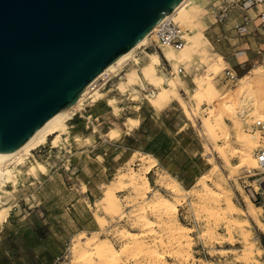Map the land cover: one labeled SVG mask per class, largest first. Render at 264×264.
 <instances>
[{"label":"rangeland","instance_id":"1","mask_svg":"<svg viewBox=\"0 0 264 264\" xmlns=\"http://www.w3.org/2000/svg\"><path fill=\"white\" fill-rule=\"evenodd\" d=\"M189 1L201 4L197 13L204 25L205 41L202 42L201 49L205 54L202 58L192 54L189 64L179 62L178 66L185 70L184 75L178 73L163 58L156 64V72L164 79L175 74L183 79L187 89L180 87L179 93L190 110L191 117L187 118L179 104L173 100L160 104L159 108L151 106L147 98L157 92L154 85L145 83L141 86L136 83L132 85L135 91L128 85L124 91L116 88L129 68L138 69L145 62V52H160L152 36L145 44L135 48L132 56L97 86L101 93L100 99L91 101L89 97L84 98L77 112L67 120V132L61 135L56 146L47 141L32 150L35 157L44 163V173L36 177L19 173L14 195L0 192V207L8 206L9 209L6 220L0 225V264H73L72 245L77 240L84 242L85 237L92 235L97 239L95 243L107 239L115 248H121L129 241L120 232L122 229L137 233L143 230L136 219L140 206L153 222L152 231L146 230L147 233L143 236L145 243L153 241L158 244L159 238L166 242L168 238L163 224L175 223L176 226L181 224L188 227L185 239L181 241V250L173 242L167 247L158 246V251L163 252V264H264L263 233L252 224L261 252L254 253L248 261L244 260L241 255L243 243L238 229L233 226V242H227L226 222L223 219L214 221L204 212V205L208 207L214 203L203 186L198 184L200 177H204L205 182L214 189L217 184H221L222 194L229 193L237 205L244 206L243 199L248 196V189L252 190L256 180L264 178V172L260 168H253L252 172L256 174L251 176L245 165L239 168L225 165L201 122L202 116L215 102L211 103L206 97L200 96L197 104L191 97L194 76L210 75L220 93L234 89L238 79L230 81L223 76V68L228 67L224 59L222 68L218 72H212L210 65L215 62L216 55L250 51L249 60L256 58V61L244 65L241 70L229 67L237 77L245 73L250 75L251 68L264 58V41L262 36L257 38V33L248 39L246 35H232L229 40L222 37L216 41V33L229 35V30H223V25L211 24L213 19L208 11L209 4L216 0ZM230 19L233 20L231 24L239 21L235 15ZM179 25L187 28V35L190 34L188 25ZM252 48H260V52L252 51ZM256 91L259 97L263 96V88L257 85ZM108 99H112L113 103L109 104ZM127 117H132L133 123L127 122ZM238 120L243 130L255 135L256 146L251 151L254 155L255 148L264 140V124L255 122V118L252 119L247 114L240 115ZM219 126L226 135L216 143L226 144L225 153L234 165L240 157L238 151L232 152L237 148L234 141L235 129L228 119H225V126ZM143 155L146 158L139 160ZM213 165H217L218 171L210 172L213 171ZM146 169H149L145 173L148 190L143 195L136 194L128 174L131 171L140 173ZM120 174H124V179L121 186H118ZM218 174L222 176H217ZM173 182L182 191L176 198L167 188ZM262 182L264 183V179ZM5 186L12 189L11 183H5ZM109 187L115 191V214L105 212L100 200L103 191ZM157 192L170 198L175 207L160 215L152 213L148 204ZM220 197L218 206L223 207V196ZM261 202L262 199L257 195L254 203L262 206L260 219L264 222V204ZM231 216L242 219L238 214ZM96 220L102 221V224ZM211 229L213 237L219 238L218 241L202 234ZM92 247L89 249H93ZM227 248L234 252L222 251ZM176 250L177 253H183V258L176 256ZM119 260L121 264H145L147 258L137 253L121 256Z\"/></svg>","mask_w":264,"mask_h":264},{"label":"bare ground","instance_id":"2","mask_svg":"<svg viewBox=\"0 0 264 264\" xmlns=\"http://www.w3.org/2000/svg\"><path fill=\"white\" fill-rule=\"evenodd\" d=\"M200 6L201 4H196L190 2L189 0H180L167 14H165L164 17L171 16L173 17V19L175 18V20L179 22L178 23L175 21L178 24L188 25L190 27V34H186L185 42L179 48H176L172 45H161L159 47L160 52L156 50L145 52V62L142 63L138 69L135 67L129 68L124 73L123 80H120L116 84V88L119 91L126 90L127 85L131 86L132 88V85L136 83H139L141 86H144L145 83L154 85L157 87V92L147 98V101L151 106L158 107L162 103L173 100L179 104L184 115L187 118L191 117V112L186 107L185 101L179 93L180 87L187 89L183 83V79H181V77L177 74H175V76L164 79L159 73L156 72V64L160 63L161 59L163 58L172 68L177 70L179 67V62L189 64L192 61V54H197L202 58V55H204L205 52L201 49V44L205 41V37L203 34V21L200 19L197 13ZM156 26L157 24L154 25L151 30L147 34H145L139 41H137L132 47L117 56L106 67H104L81 90L76 100L72 104L66 106L62 111L52 116L13 151L7 154H0L1 193L7 195L13 194L16 188L15 184L17 175L19 173H24L31 177H36L40 175V173H44V163L35 157V155L32 153V150L44 143H47V141H49L52 146H56L60 141L61 135L67 132V120L71 119L77 112L84 98L89 97L91 101H96L101 96V93L98 90L97 86L104 82L111 74L115 73L120 68V66L132 56V52L135 48L142 46L148 39L154 36V30ZM215 58V62L210 65L212 72L214 73L218 72L222 68L221 65L224 62L222 56L219 54H217ZM211 78L212 77L207 74L203 77L194 76L192 78L194 88L191 92V97L196 100V102L194 101V103L198 104V99L200 96L206 97L211 103L215 102L214 105L210 106L207 109L206 114L201 118V122L205 128L206 134H208L209 138L214 141L215 150L226 166L239 168L245 165L248 168V171L251 172L250 175L252 176L256 174L252 172V169L259 167L255 155L251 154L252 149L256 146V142L254 139L255 135L243 130L242 125L240 124L238 119L240 115L242 116L247 114L252 119L255 118V122L264 124V94L262 97H259V94L256 91L258 85L263 88L264 92V58L261 63L251 68L250 75L245 73L238 76V84L231 91L227 90L226 92H218ZM107 101L109 104L113 103L112 99H108ZM225 119H228L235 129L234 141L237 144V148H234L232 152L238 151L240 153L239 160L234 165L230 163L225 153L224 149L226 147V144L221 145L216 143V141L220 139V137L226 135V132L219 126V124L225 126ZM133 120L134 119L132 117L126 118L127 122H132ZM145 158L146 155H143L139 158V160H144ZM208 160L210 159L208 158ZM212 168L213 171L210 172L218 171L217 165H213ZM148 170L149 169L143 170L140 173L131 171L130 174H128L130 183L137 192L136 194L143 195L144 191L148 190V181L145 176V173ZM217 176L222 175L218 174ZM123 179L124 174L118 175V186H121ZM5 183H11L12 189H7ZM198 184L203 186L206 194L210 195V198L214 203L213 206L210 205L208 207H205L204 205V212H206L209 218L214 219V221L223 219L226 222L225 232L227 233V236L225 237V240L229 243L233 242L231 229L234 226L238 229L242 238V258L248 261V258L254 253L259 254L261 252V247L259 246L258 236L256 237L254 235L251 226L252 224H254L264 235V222H262V220L260 219V215L263 212L262 206L258 203L252 202L247 195L244 196L243 199L245 205L239 206L231 199L229 193L222 194L223 186L221 187V184H217L214 189L205 182L204 177H200ZM167 188H169L170 191L175 195V198L176 196L178 197L182 194L181 188L178 187L174 182L170 185H167ZM253 189L260 193H263L264 190V188L261 186V184L258 183L257 180L256 183H254ZM114 192V189L109 187L106 188L101 195L100 200L103 206V210L107 213H117L116 196ZM220 196H223V207L218 206V204L220 203ZM261 203L264 204L263 201ZM173 207H175V205L173 204L172 200L160 192L155 193L154 198L148 204V209L152 213L155 212L158 215H160L161 212L167 213L169 210H172ZM8 212V206L0 207V225L6 220ZM137 214L138 216L136 219L138 223L143 227V230L137 233L129 231L127 229H122L120 232L123 236L128 237L129 241L125 242L121 248H115L107 239H102L100 243H95L97 240L95 235L87 236L85 237L84 242H80L79 240H77L72 245L71 252L74 257L73 264H121L119 260L121 256L137 253L143 254L147 258L145 264H163V262L165 261L163 252L158 251V246L159 248L167 247L169 246V244H171V242H173L177 246L178 250H181V241L185 239L184 236L185 233L188 232V227L179 224V222L177 221L176 222L179 224L178 226H176L175 223L167 225L163 224V228L166 230L168 238L166 242H164L162 238H159L157 240L158 244L153 241L151 243H145L146 241L143 240V236L147 232L152 231L153 222L147 217L141 206L138 208ZM231 214L241 215L242 219L232 218ZM96 221L97 223L102 224V221ZM160 225L158 226L160 227ZM212 230L213 229L207 230L202 234L206 237H211V239L213 238L215 241H218V237H213ZM90 246H93L92 248L94 250L89 249ZM225 250L234 252L228 248L222 249L223 252ZM183 251L185 250L183 249ZM176 256L182 257L183 253L179 251L177 253L176 250Z\"/></svg>","mask_w":264,"mask_h":264},{"label":"water","instance_id":"3","mask_svg":"<svg viewBox=\"0 0 264 264\" xmlns=\"http://www.w3.org/2000/svg\"><path fill=\"white\" fill-rule=\"evenodd\" d=\"M179 1L0 0V154L72 104Z\"/></svg>","mask_w":264,"mask_h":264},{"label":"built area","instance_id":"4","mask_svg":"<svg viewBox=\"0 0 264 264\" xmlns=\"http://www.w3.org/2000/svg\"><path fill=\"white\" fill-rule=\"evenodd\" d=\"M209 13L212 16L213 21L211 24L223 25V30H229V35L216 33L215 40L219 41L222 37L229 40L233 36H249L254 37L259 34L264 41V0H216L209 4ZM236 12V14H233ZM233 15L239 19L238 22L231 24L233 21L230 19ZM225 26V27H224ZM187 28H182L176 23L173 17H163L154 30L153 41L155 45H172L176 48L181 47L186 39ZM232 32H234L232 34ZM254 49V48H252ZM257 53L260 52V48L254 49ZM177 72L184 75L185 70L182 66H179ZM223 76L230 80L235 81L237 79L236 73L229 67H224ZM255 158L259 164L260 169L264 172V140H261L258 146L254 150ZM259 180L260 184L263 181ZM249 199L254 202L257 200V195L262 199L264 203V190L260 193L254 189H248Z\"/></svg>","mask_w":264,"mask_h":264},{"label":"crops","instance_id":"5","mask_svg":"<svg viewBox=\"0 0 264 264\" xmlns=\"http://www.w3.org/2000/svg\"><path fill=\"white\" fill-rule=\"evenodd\" d=\"M252 51H255L252 49ZM251 51V52H252ZM250 51H238L233 53L223 52L221 56L225 60V63L228 67H237L238 69H242L244 65L249 64L251 62L256 61V58L252 61L249 60L248 53Z\"/></svg>","mask_w":264,"mask_h":264}]
</instances>
